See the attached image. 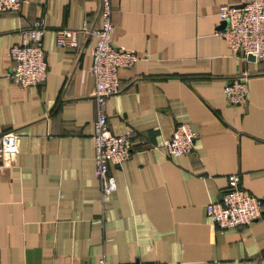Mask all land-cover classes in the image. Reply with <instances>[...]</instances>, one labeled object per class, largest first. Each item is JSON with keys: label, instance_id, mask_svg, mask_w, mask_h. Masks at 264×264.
Instances as JSON below:
<instances>
[{"label": "crops", "instance_id": "obj_1", "mask_svg": "<svg viewBox=\"0 0 264 264\" xmlns=\"http://www.w3.org/2000/svg\"><path fill=\"white\" fill-rule=\"evenodd\" d=\"M112 43L139 59L118 71L122 90L106 106L113 134L132 128L130 159L110 165L116 189L102 202L92 135L96 105L92 37L56 45L60 28L97 22L98 0H22L0 14V134L20 136L0 165V264H264V60L232 54L217 32L220 4L245 0H110ZM43 19L48 72L37 86L9 77L17 31ZM246 73L245 103L222 88ZM178 123L196 133L192 154L155 148ZM262 204L248 226L216 230L206 204L227 176Z\"/></svg>", "mask_w": 264, "mask_h": 264}, {"label": "built area", "instance_id": "obj_2", "mask_svg": "<svg viewBox=\"0 0 264 264\" xmlns=\"http://www.w3.org/2000/svg\"><path fill=\"white\" fill-rule=\"evenodd\" d=\"M22 0H0V14L18 12ZM220 20L225 28L217 34L224 39L232 54L245 60L252 56L254 61L264 60V0H245L241 5L220 4ZM97 22H85L80 28H60L56 33V45L62 48L78 49V35L92 37L90 73L94 79L92 97L96 105V118L92 135L95 174L100 185L102 202L108 200L116 189V182L109 173L110 165L122 166L130 159L133 142L143 139L136 136L132 128L122 134H113L107 124L106 106L109 98L122 90L118 71L132 67L139 59L132 51L112 43L114 31L110 0H98ZM47 27L43 19L35 20L30 27L17 31L19 41L13 44L8 55L12 60L9 77L20 87L42 84L47 76L48 65L42 37ZM222 93L227 105L246 102L248 85L246 73L230 78ZM197 133L187 124H176L171 136L156 144L169 157L192 154L196 148ZM20 136L13 130L0 134V165L13 162L19 151ZM217 201L206 204V214L216 230L237 226H248L259 218L262 212L260 200L241 184L238 173L227 176V185ZM97 264H113L104 257ZM126 264H165L164 262H128Z\"/></svg>", "mask_w": 264, "mask_h": 264}, {"label": "water", "instance_id": "obj_3", "mask_svg": "<svg viewBox=\"0 0 264 264\" xmlns=\"http://www.w3.org/2000/svg\"><path fill=\"white\" fill-rule=\"evenodd\" d=\"M224 25H226V22H224ZM248 59L249 60H253V57L252 56H249ZM220 198H221V196H220Z\"/></svg>", "mask_w": 264, "mask_h": 264}]
</instances>
